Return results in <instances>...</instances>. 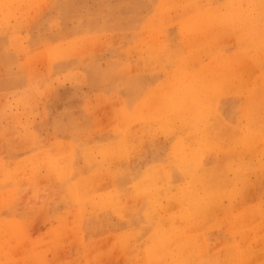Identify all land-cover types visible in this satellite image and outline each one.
I'll return each instance as SVG.
<instances>
[{"label":"rangeland","instance_id":"374dc122","mask_svg":"<svg viewBox=\"0 0 264 264\" xmlns=\"http://www.w3.org/2000/svg\"><path fill=\"white\" fill-rule=\"evenodd\" d=\"M263 98L264 0H0V264H264Z\"/></svg>","mask_w":264,"mask_h":264},{"label":"bare ground","instance_id":"6f19581e","mask_svg":"<svg viewBox=\"0 0 264 264\" xmlns=\"http://www.w3.org/2000/svg\"><path fill=\"white\" fill-rule=\"evenodd\" d=\"M189 1H190V0H189ZM185 2H186V0H185ZM180 3H181V2H180ZM241 3H242V2H241ZM233 4H234V3H233ZM221 5H222V4H221ZM195 10H196V9H195ZM211 12H212V10H211ZM216 12H218V10H217ZM209 13H210V12H209ZM212 13H213V12H212ZM210 16H211V15H210ZM210 16H209V17H210ZM217 16H218V15H217ZM261 16H262V15H261ZM211 17H212V16H211ZM213 17H214V16H213ZM214 18H215V17H214ZM214 18H212V20H213ZM207 19H208V18H207ZM210 19H211V18H210ZM203 22H204V21H203ZM206 23H207V22H206ZM185 24H186V23H185ZM234 24H235V23H234ZM208 25H209V24H208ZM211 25H212V24H211ZM215 26H216V25H215ZM243 27H244V26H243ZM243 27H241V30L245 29V27H244V28H243ZM211 29H212V28H211ZM214 29H215V28H214ZM243 31H244V30H243ZM245 32H246V31H245ZM234 33H235V32H234ZM237 36H238V35H237ZM141 40H142V39H141ZM15 42H16V41H15ZM229 42H230V41H229ZM226 43H227V42H226ZM194 44H195V43H194ZM135 47H136V46H135ZM217 47H218V46H217ZM229 49H230V48H229ZM262 52H263V51H262ZM69 53H70V52H69ZM42 56H43V55H42ZM241 65H242V64H241ZM240 67H241V66H240ZM242 67H243V66H242ZM244 67H245V66H244ZM233 68H234V67H233ZM236 71H237V70H236ZM237 72H238V71H237ZM243 74H244V72H243ZM215 80H216V79H215ZM195 81H196V80H195ZM196 82H197V81H196ZM180 84H182V83H180ZM93 85H94V84H93ZM109 85H110V84H109ZM179 86H180V85H179ZM181 87H182V86H181ZM178 88H179V87H178ZM28 92H29V91H28ZM207 94H208V93H207ZM126 95H127V94H126ZM245 96H246V95H245ZM263 99H264V98H263ZM188 100H189V99H188ZM14 102H15V101H14ZM19 102H20V100H19ZM22 102H23V101H22ZM27 103H28V102H27ZM173 103H174V102H173ZM23 104H24V103H23ZM19 106H21V104H20ZM196 107H197V106H196ZM196 107H195V108H196ZM170 110H171V108H170ZM176 110H177V109H176ZM213 110H214V109H213ZM146 111H147V109H146ZM161 114H162V113H161ZM257 114H258V113H257ZM174 115H175V113H172V116H174ZM176 115H177V114H176ZM166 118H167V117H166ZM153 120H154V119H153ZM171 120H172V119H171ZM203 120H204V118H203ZM211 122H212V121H211ZM215 122L217 123V121H215ZM171 123H172V122H171ZM177 123H178V122H177ZM180 123H181V122H180ZM216 123H215V124H216ZM164 124H165V123H164ZM174 124H175V123H174ZM182 124H183V123H182ZM182 124H181V125H182ZM215 124H212V125L214 126ZM168 125H169V124H168ZM168 125H167V129H166V130H170V129H168ZM170 125H171V124H170ZM177 125H178V124H177ZM177 125H176V127H175V125H174V127L177 128ZM188 125H190V124H188ZM196 125H197V124H196ZM201 125H202V124H201ZM171 126H172V125H171ZM171 126H170V127H171ZM178 126H179V128H182L180 125H178ZM185 126H186V125H185ZM213 126H212V127H213ZM217 126H218V124H217ZM217 126H215L216 128H214V129L218 130L219 128H218ZM170 127H169V128H170ZM212 127H211V128H212ZM165 128H166V127H165ZM171 128L173 129V127H171ZM242 130H243V129H242ZM175 131H176V130H175ZM177 131H178V130H177ZM212 133H213V132H212ZM216 133H217V132H216ZM216 133H215V134H216ZM198 134H199V133H198ZM200 134H201V133H200ZM206 134H208V133H206ZM206 134H205V136H206ZM209 134H210V133H209ZM217 134H218V133H217ZM238 134H239V133H238ZM201 135H202V134H201ZM213 135H214V134H213ZM240 135H241V134H240ZM249 135H250V134H249ZM249 135H248V136H249ZM124 136H126V135H124ZM236 137H237V135H236ZM241 137H242V136H241ZM241 137H240V138H241ZM249 137H250V136H249ZM126 138H127V137H126ZM198 138H199V137H198ZM209 138H210V135H209ZM252 138H253V137H252ZM176 139H177V138H176ZM201 139H203V138L201 137ZM215 139H217V141L219 140L218 138H215ZM255 139H256V138H255ZM99 140H100V139H99ZM191 140H192V139H191ZM234 140H235V139H234ZM245 140H246V139H245ZM73 141H74V140H73ZM200 141H201V140H200ZM211 141H212V140H211ZM237 141H238V140H237ZM163 142H164V141H163ZM181 142H182V141H181ZM179 143H180V142H179ZM210 143H211V142H210ZM224 143H225V142H224ZM224 143H222V144H224ZM241 143H243V142H241ZM239 144H240V143H239ZM251 144H252V143H251ZM211 145H212V144H211ZM246 145H247V144H246ZM222 146H223V145H222ZM239 147H240V146H239ZM249 147H250V146H249ZM238 149H239V148H238ZM181 150H182V149H181ZM221 150H222V149H221ZM195 156H196V155H195ZM176 157H177V156H176ZM183 157H184V156H183ZM188 158H189V157H188ZM190 158H191V157H190ZM174 159H175V158H174ZM199 161H200V160H199ZM188 162H189V161H188ZM50 163H51V162H49V164H50ZM179 163H180V162H179ZM52 164H54V163H52ZM200 164H201V163H200ZM191 165H192V164H191ZM201 165H202V164H201ZM49 167H50V166H49ZM53 167H54V166H53ZM192 167H193V165H192ZM194 167H195V166H194ZM201 167H202V166H201ZM51 168H52V167H51ZM198 168H200V167H198ZM221 168H222V167H221ZM223 168H224V167H223ZM158 170H159V169H158ZM158 170H157V172H158ZM175 170H177V169L175 168ZM196 170H197V169H196ZM219 170H221V169H219ZM219 170H218V172H219ZM160 171H161V170H160ZM160 171H159V172H160ZM179 171H180V170H179ZM190 171H191V170H190ZM190 171H189V172H190ZM197 171H198V170H197ZM200 171H201V170H200ZM221 171H222V170H221ZM92 172H93V171H92ZM189 172H188V173H189ZM225 172H226V171H225ZM225 172H224V173H225ZM190 173H191V172H190ZM192 173H193V172H192ZM195 173H196V172H195ZM200 173H201V172H200ZM164 174H167V173H164ZM197 174H198V173H197ZM203 174H204V173H203ZM220 174L222 175L223 173H220ZM96 175H97V174H96ZM100 175H101V174H100ZM157 175H159V174H157ZM215 175H216V174H215ZM163 176H164V175H163ZM169 176H170V175H169ZM160 177H161V175H160ZM233 177H234V176H233ZM239 177H240V176H239ZM214 178H215V177H214ZM223 178H225V177H223ZM236 178H237V177H236ZM185 179H186V178H185ZM205 179H206V178H205ZM225 179H226V178H225ZM237 179L239 180V178H237ZM203 180H204V179H203ZM159 181H160V180H159ZM214 181H215V180H214ZM201 182H202V181H201ZM150 183H151V182H150ZM169 183H170V182H169ZM199 183H200V182H199ZM204 183H205V182H204ZM212 183H213V182H212ZM219 183H220V182H219ZM219 183H218V184H219ZM141 184H142V183H141ZM196 184H197V183H196ZM206 184H207V183H206ZM208 184H209V182H208ZM158 185H159V182H158ZM193 185H194V184H193ZM199 185H200V184H199ZM202 185H203V184H202ZM202 185H201L200 187H202ZM204 185H205V184H204ZM222 185H223V184H222ZM164 186H165V185H164ZM194 186H195V185H194ZM218 186H220V185H218ZM161 187H162V186H161ZM205 187H206V185H205ZM211 187H213V186H211ZM141 188H142V187H141ZM158 188H159V187H158ZM189 188H190V187H189ZM193 188H194V187H193ZM197 188H198V187H197ZM203 188H204V186H203ZM203 188H202V189H203ZM213 188H214V187H213ZM218 188H219V187H218ZM136 189H137V188H136ZM187 189H188V187H187ZM219 189H220V188H219ZM139 190H140V189H139ZM157 190H158V189H157ZM163 190H164V189H163ZM171 190H172V189H171ZM173 190H174V189H173ZM197 190H198V189H197ZM129 191H130V190H129ZM134 191H135V189H134ZM212 191H213V190H212ZM214 191H215V190H214ZM218 191H219V190H218ZM222 191H223V190H222ZM55 192H56V191H55ZM163 192H164V191H163ZM187 192H188V190H187ZM187 192H186V193H187ZM194 192H195V190H194ZM198 192H199V191H198ZM205 192H206V191H205ZM139 193H140V192H139ZM165 193H166V192H165ZM174 193H175V192H174ZM199 193H200V192H199ZM227 193H228V191H227ZM162 194H163V193H162ZM167 194H168V193H167ZM176 194H177V193H176ZM188 194H190V193L188 192ZM224 194H225V192H224ZM228 194H229V193H228ZM58 195H59V194H58ZM160 195H161V194H160ZM174 195H175V194H174ZM190 195H191V194H190ZM195 195H196V194H195ZM152 196H153V195H152ZM154 196H155V195H154ZM162 196H163V195H162ZM176 196H177V195H176ZM222 196H223V195H222ZM85 197H86V196H85ZM155 197H156V196H155ZM157 197H158V196H157ZM199 197H200V196H199ZM170 198L173 199L172 197H170ZM178 198H179V196H178ZM194 198H197V196L194 197ZM215 198H216V197H215ZM215 198H214V200H215ZM217 198H218V197H217ZM217 198H216V199H217ZM219 198H220V197H219ZM227 198H228V197H227ZM145 199H146V198H145ZM157 199H158V198H157ZM162 199H163V198H162ZM175 199H176V198H175ZM175 199H174V200H175ZM210 199H212V198H210ZM210 199H209V200H210ZM221 199H222V198H221ZM217 200H218V199H217ZM168 201H169V200H168ZM170 201H171V200H170ZM206 201H207V200H206ZM219 201H220V199H219ZM158 202H159V201H158ZM207 203H208V202H207ZM207 203H206V204H207ZM217 203H218V202H217ZM169 204H170V203H169ZM209 204H210V203H209ZM209 204H208V205H209ZM213 204H214V203H213ZM213 204H211L212 207H213ZM178 205H179V204H178ZM181 205H182V204H181ZM170 206H172V205H170ZM216 206H218V205H216ZM206 207H207V206H206ZM134 208H135V207H134ZM179 208H180V207H179ZM200 208H201V207H200ZM215 208H216V207H215ZM193 209H194V208H193ZM209 209H211V206L209 207ZM213 209H214V208H213ZM171 210H174V209H171ZM180 210H181V209H180ZM168 211H169V208H168ZM168 211H167V212H168ZM181 211H182V210H181ZM194 211H195V210H194ZM210 211H211V210H210ZM215 211H216V210H215ZM179 213H181V212L179 211ZM190 213H192V212H190ZM206 213H207V211H206ZM115 214H116V213H115ZM210 214H211V212H210ZM171 215H172V214H171ZM190 215H191V214H190ZM195 215H196V213H195ZM216 215H217V214H216ZM219 215H220V214H219ZM186 216H187V215H186ZM176 217H178V216H176ZM211 217H213V216H211ZM179 218H180V217H179ZM152 219H153V218H152ZM211 219H212V218H211ZM177 220H178V219H177ZM213 220H214V219H213ZM194 221H195V220H194ZM207 221H208V220H207ZM197 222H198V221H197ZM197 222H196V224H197ZM210 222H211V221H210ZM212 222H213V221H212ZM174 223H176L175 220H174ZM182 223L184 224L183 221H182ZM182 223H181V225H182ZM178 224H179V223H178ZM189 225H190V224H189ZM201 225H202V224H201ZM203 225H204V224H203ZM185 228H186V227H185ZM165 229H167V228H165ZM191 229H192V227H191ZM177 230H178V229H177ZM177 230H176V231H177ZM182 231H184V229H183ZM187 231H188V230H187ZM160 232H161V231H160ZM188 232H189V231H188ZM190 232H191V231H190ZM192 232H193V231H192ZM166 233H167V232H166ZM176 233H177V232H176ZM176 233H175V234H176ZM186 233H187V232H186ZM186 233H185V234H186ZM190 234H191V233H190ZM190 234H189V236H190ZM162 235H163V233H162ZM181 235H182V234H181ZM176 236H177V235H176ZM176 236H175V237H176ZM189 236H188V237H189ZM184 237H185V236H183V237H181V238H184ZM173 238H174V237L172 236V240H173ZM177 239H178V237H177ZM177 239H176V240H177ZM167 240H168V239H167ZM174 241H175V240H174ZM178 242H179V241H178ZM185 242H186V241H185ZM163 243H164V242H163ZM166 244H167V242H166ZM172 244H173V242H172ZM174 244H175V243H174ZM169 245H170V244H169ZM186 245H187V244H186ZM191 245H192V244H191ZM191 245H190V246H191ZM239 245H240V244H239ZM154 246H155V245H154ZM182 246H183V245H182ZM188 246H189V245H188ZM234 246H235V245H234ZM234 246H233V247H234ZM165 247H166V246H165ZM168 247H169V246H168ZM187 248L189 249V247H187ZM190 248H192V247H190ZM240 248H241V247H240ZM175 249H177V248H175ZM185 249H186V248H185ZM234 249H236V246L234 247ZM180 250H181V249H180ZM190 250H191V249H189V252H190ZM181 251H182V250H181ZM184 252H186V250H185ZM146 254H148V252H146ZM184 254H185V253H184ZM234 254H235V253H234ZM224 255H225V253H224ZM226 255H227V254H226ZM230 256H231V255H230ZM143 257H144V256H143ZM149 257H151V256H149ZM152 257H153V256H152ZM189 257H190V256H189ZM189 257H188V258H189ZM237 258H238V257H237ZM147 259H148V258H147ZM147 259H146V260H147ZM238 259H239V258H238ZM192 260H193V258H192ZM148 261H149V259H148ZM190 261H191V258H190ZM235 261H237V260H235ZM238 261H239V260H238ZM180 262H181V261H180ZM239 262H240V261H239ZM148 263H149V262H147V264H148ZM181 264H182V263H181ZM191 264H192V261H191ZM194 264H195V263H194Z\"/></svg>","mask_w":264,"mask_h":264}]
</instances>
